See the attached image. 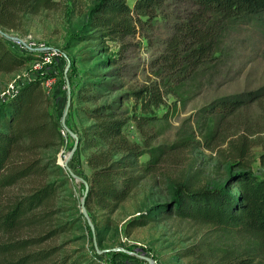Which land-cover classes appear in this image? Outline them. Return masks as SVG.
<instances>
[{"label": "trees", "instance_id": "obj_1", "mask_svg": "<svg viewBox=\"0 0 264 264\" xmlns=\"http://www.w3.org/2000/svg\"><path fill=\"white\" fill-rule=\"evenodd\" d=\"M175 3H186L190 9L174 23V33L166 43L167 55L163 63L157 62V76L162 64L169 67L170 75H160L159 79L156 77L155 81L132 92L142 110L162 103L163 94L170 93L181 100L184 93L198 88L196 77L209 60L218 57L223 33L233 25L253 18L264 24V0H133L132 5L128 0H96L88 9L84 23L88 33L80 28L70 40L98 46L105 39L137 32L143 36L142 16L153 18L161 7ZM58 5L57 0H0V30L18 29L26 17ZM94 56L93 51H87L85 57ZM30 59H35L32 51L15 47L0 34V71L17 70ZM118 60L107 56L97 64L112 67L109 71L85 73L86 78L76 92L79 101H95L97 88L116 89L117 83L104 81L103 75L108 73L119 78L122 69ZM44 80L45 77L33 76L0 100V264H79L81 261L101 264L103 255L94 245V259L90 260L66 251L61 255L60 245H41L69 228L68 222L58 217L56 209L58 191L65 187L69 174L55 157L47 155L43 159L38 153L39 149L58 146L62 140V125L50 110L51 96L42 87ZM262 95L264 87L219 97L215 107L219 111H232ZM81 110L92 121L74 129L79 144L71 159L82 149L92 150L85 158L89 168L84 178L88 183L85 207L97 228L99 220L109 224L110 215L140 183L144 173L159 162L165 150L160 146L147 147L124 134L125 123L134 117L126 116L115 99ZM205 132L204 137L208 139L214 136L215 129ZM243 152L242 148L236 156L243 157ZM145 153L149 159L140 169L139 158ZM261 158L264 160V152ZM238 165L240 168L229 174L224 185L192 188L177 182L170 202L156 203L138 212L127 221L126 229L144 225L153 215L187 218L237 234L246 242L240 255L238 251L230 253L223 248L209 264H264V178L257 176L247 163L239 161ZM31 177L43 180L23 193L7 191ZM181 256H195L198 261L194 264L201 262L191 246Z\"/></svg>", "mask_w": 264, "mask_h": 264}, {"label": "rangeland", "instance_id": "obj_2", "mask_svg": "<svg viewBox=\"0 0 264 264\" xmlns=\"http://www.w3.org/2000/svg\"><path fill=\"white\" fill-rule=\"evenodd\" d=\"M59 5L40 14L28 16L23 24L7 34L24 39L31 37L28 48L35 59L26 61L14 71H0V100L11 95L17 87L33 76L45 77L43 89L51 96L50 110L61 120L67 97L66 79L69 82L71 102L65 116L66 126L73 130L89 124L81 108L94 107L100 103L117 100L120 110L129 118L123 127L124 134L132 141L147 147L160 146L165 152L153 169L144 173L143 179L110 215V222L101 221L94 227L99 250L124 247L135 255L109 250L101 252V264H148L136 254L150 257L153 264H194L195 256H181L189 246L200 256V264H209L220 249L230 253L245 248V240L237 234L224 232L217 227L181 219L174 215L162 218L153 215L152 220L139 227L126 229L127 221L156 203L170 202L177 182L192 188L220 186L227 183L229 174L239 169L238 162L248 164L259 177L264 178V95L243 104L235 110L216 108L219 97L264 87V24L256 18L237 23L223 33L218 57L208 61L196 79L198 88L179 100L173 94H163V102L146 110L132 92L155 81L160 75H170L169 67L156 74L157 62L163 63L166 43L174 33V23L185 17L190 6L186 3L164 5L153 18H146L140 31L118 39H105L101 45L74 43L72 34L83 28L88 9L96 0H57ZM132 5L133 0H128ZM93 51V58L86 52ZM180 52V51H179ZM85 55V56H84ZM107 56L116 57L122 69L119 78L104 73V81L116 82L115 90L97 88L95 101H79L76 92L86 78V72H106L112 67L97 64ZM38 59V60H36ZM67 61L69 67L66 69ZM37 63V64H36ZM159 69V68H158ZM157 77V78H156ZM159 79V78H158ZM215 129L211 138H205L207 129ZM61 132V131H60ZM58 146L39 149L43 159L53 156L63 163L74 139L66 133ZM232 143V144H231ZM244 149L243 157L236 152ZM91 149H82L69 161V167L78 176H88L85 158ZM149 159L147 153L140 156L141 168ZM47 179V177H44ZM41 177H31L10 187V194L28 191ZM84 185L69 175L65 187L58 191L56 209L58 217L68 222L67 230L41 245H60L63 252L92 257L93 234L80 211V198ZM106 223V224H105ZM96 261V260H94ZM89 264L94 262L88 261ZM79 264H86L81 261Z\"/></svg>", "mask_w": 264, "mask_h": 264}, {"label": "water", "instance_id": "obj_3", "mask_svg": "<svg viewBox=\"0 0 264 264\" xmlns=\"http://www.w3.org/2000/svg\"><path fill=\"white\" fill-rule=\"evenodd\" d=\"M0 34L2 36H4L5 38L11 40V41L18 40L17 37L9 35L3 30H0ZM69 64H70L69 61H67L66 69L69 67ZM65 79H66L67 97H66L65 108H64L60 123H61V125L63 127H65L67 129L68 134L73 137L74 143H73L71 149L68 151L67 155L65 156L63 163H58V164L63 166L71 177H74L76 179L81 180L83 185H84L83 193H82V196L80 198V203H79L80 211H81L83 217L87 221V223H88V225H89V227H90V229L92 231V234H93V245H94V248L96 249V251L98 253H100L102 251L116 250V251H120V252L125 253L127 256L135 255L132 251H130V250L124 248V247H114L112 249L99 250L98 246L96 244L95 235H94V225H93V223L91 221V218H90V216H89V214H88V212L86 210V207H85V198H86V194H87V191H88V183H87V181L84 178H82V177L78 176L76 173H74L73 170L69 167V161H70L71 157L73 156L74 152L76 151V149L78 147L79 139H78L77 134L73 130L69 129L66 126V124H65V116H66V114L68 112V109H69V106H70V102H71L69 82H68L66 77H65ZM136 255L141 257V258H143L145 261H147L148 264H153V262H154V260L152 258H150V257L139 255V254H136Z\"/></svg>", "mask_w": 264, "mask_h": 264}, {"label": "built area", "instance_id": "obj_4", "mask_svg": "<svg viewBox=\"0 0 264 264\" xmlns=\"http://www.w3.org/2000/svg\"><path fill=\"white\" fill-rule=\"evenodd\" d=\"M12 42H13L14 46L17 47V48H19V49H22V48L23 49H28L30 47V45L33 44V42L31 41V37L30 36L27 37V38L18 39L16 41H12ZM36 60H38V59H36ZM61 133L63 135H65L66 133H68L67 132V129L65 127H63V126L61 128ZM120 264H131V263L125 261V262H121Z\"/></svg>", "mask_w": 264, "mask_h": 264}]
</instances>
